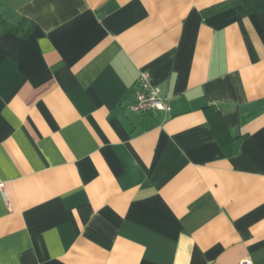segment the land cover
I'll list each match as a JSON object with an SVG mask.
<instances>
[{
  "label": "crops",
  "instance_id": "crops-1",
  "mask_svg": "<svg viewBox=\"0 0 264 264\" xmlns=\"http://www.w3.org/2000/svg\"><path fill=\"white\" fill-rule=\"evenodd\" d=\"M0 0V264H264V0ZM146 72L171 111L137 113ZM212 108H206V107Z\"/></svg>",
  "mask_w": 264,
  "mask_h": 264
},
{
  "label": "built area",
  "instance_id": "built-area-1",
  "mask_svg": "<svg viewBox=\"0 0 264 264\" xmlns=\"http://www.w3.org/2000/svg\"><path fill=\"white\" fill-rule=\"evenodd\" d=\"M129 109L137 113L159 112L167 115L171 111L168 100L160 94V89L151 82L146 72H140L136 80L134 102ZM240 264H252L245 258Z\"/></svg>",
  "mask_w": 264,
  "mask_h": 264
},
{
  "label": "trees",
  "instance_id": "trees-1",
  "mask_svg": "<svg viewBox=\"0 0 264 264\" xmlns=\"http://www.w3.org/2000/svg\"><path fill=\"white\" fill-rule=\"evenodd\" d=\"M231 3L235 5L237 9H241L248 5L247 0H231ZM32 26L31 20L26 17H21L17 24H12L0 14V28L5 31L17 32L21 37L27 36ZM206 108H212L206 107Z\"/></svg>",
  "mask_w": 264,
  "mask_h": 264
}]
</instances>
